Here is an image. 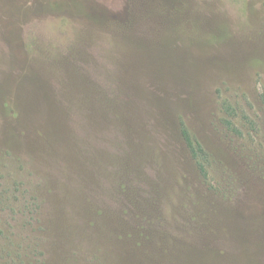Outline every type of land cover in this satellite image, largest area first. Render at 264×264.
Segmentation results:
<instances>
[{
	"label": "rangeland",
	"instance_id": "rangeland-1",
	"mask_svg": "<svg viewBox=\"0 0 264 264\" xmlns=\"http://www.w3.org/2000/svg\"><path fill=\"white\" fill-rule=\"evenodd\" d=\"M263 96L264 0H0V264H264Z\"/></svg>",
	"mask_w": 264,
	"mask_h": 264
},
{
	"label": "trees",
	"instance_id": "trees-1",
	"mask_svg": "<svg viewBox=\"0 0 264 264\" xmlns=\"http://www.w3.org/2000/svg\"><path fill=\"white\" fill-rule=\"evenodd\" d=\"M264 100V96H263ZM223 110L227 117L223 119V124L226 126L228 131L233 135H242L241 130L236 126L234 117H237V110L232 107L229 102L223 103ZM183 136L186 141L187 147L201 175L206 179L209 176V167L211 166V156L203 147L202 143L191 136L188 130L184 129Z\"/></svg>",
	"mask_w": 264,
	"mask_h": 264
}]
</instances>
